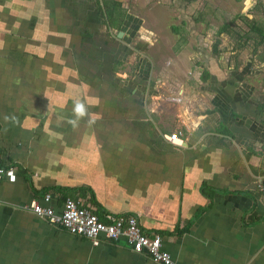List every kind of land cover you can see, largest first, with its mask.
I'll use <instances>...</instances> for the list:
<instances>
[{
  "label": "crops",
  "instance_id": "crops-1",
  "mask_svg": "<svg viewBox=\"0 0 264 264\" xmlns=\"http://www.w3.org/2000/svg\"><path fill=\"white\" fill-rule=\"evenodd\" d=\"M104 1L120 3L118 29L100 15ZM151 1L0 0V165L16 176L0 181V264H155L123 239L92 247L37 218L28 204L51 187L134 216L176 264H264V220L247 225L264 218V87L229 81L211 60L209 78L190 85L184 65L167 70L163 49L146 43L167 25ZM150 6L157 33L143 23ZM190 20L169 29L210 42L214 23ZM74 100L88 111L75 125ZM173 132L181 148L162 141ZM203 185L246 195L213 194L207 208Z\"/></svg>",
  "mask_w": 264,
  "mask_h": 264
},
{
  "label": "rangeland",
  "instance_id": "rangeland-1",
  "mask_svg": "<svg viewBox=\"0 0 264 264\" xmlns=\"http://www.w3.org/2000/svg\"><path fill=\"white\" fill-rule=\"evenodd\" d=\"M151 2H154V0ZM159 3L157 5L159 6L158 10L160 7L162 9L165 8V24L167 25L160 28V37L162 39L160 37L159 39L154 38L151 35L148 39L152 38L155 40L147 41L146 43L147 45L151 44V49L154 46H159L163 49L164 59L168 63L166 64L167 70L172 69L176 64L184 65L191 70L186 72L183 77L185 79L184 82H188L190 85L194 81L201 80L203 72L206 71L202 65H207L211 60L212 62L214 61V65L217 68L225 71L229 81H253L264 87V43L256 47L255 38L257 37L251 34L250 38L246 40L245 33L248 27L244 25L243 21L240 22V20H243L242 17L245 18L246 16L248 19L257 21L264 29V0H191L187 3L183 2L182 8L175 4V0H160ZM130 5L138 7L141 3L136 0L133 5ZM177 7L180 8L179 11ZM146 11L148 12V17L145 16L143 23L152 25V29L157 33L156 24L153 25L149 19L151 13L155 11L152 6L148 7L145 13ZM177 13L179 14L178 18ZM192 17L197 19L203 17L205 21L209 22L208 25L214 23L212 28L214 32L210 33L209 37L210 42L207 43L200 40L201 38H192V36L190 38L185 26L181 24H179V27L183 28L182 33L178 32L179 34L176 36L172 34L169 25L177 23V19L184 20V22L186 20L191 21ZM234 17L238 18L232 23L231 21ZM225 24H228V32L219 33V28ZM208 25L201 24L197 26L203 37H205L203 32L208 28L206 27ZM235 33L240 38H237ZM194 39L197 40L195 41ZM214 43H216V47L213 49L212 45ZM201 45L205 49L203 53L199 50ZM179 51L183 53L184 59L175 57ZM152 59L154 60V58ZM164 59L161 64H163ZM154 61L157 60L155 59ZM236 77L242 78L239 80Z\"/></svg>",
  "mask_w": 264,
  "mask_h": 264
},
{
  "label": "built area",
  "instance_id": "built-area-1",
  "mask_svg": "<svg viewBox=\"0 0 264 264\" xmlns=\"http://www.w3.org/2000/svg\"><path fill=\"white\" fill-rule=\"evenodd\" d=\"M162 141L181 148L183 139L178 132L163 134ZM15 169L0 165V181H15ZM51 194H44L41 199H33L27 209L48 224L58 226L71 236L84 239L92 247L102 241L113 243L123 239L129 249L135 253H145L152 263L176 264L168 252L162 249L161 238L143 232L134 216H120L104 213L101 218L95 214V208L82 199L67 198L60 203H53Z\"/></svg>",
  "mask_w": 264,
  "mask_h": 264
},
{
  "label": "trees",
  "instance_id": "trees-1",
  "mask_svg": "<svg viewBox=\"0 0 264 264\" xmlns=\"http://www.w3.org/2000/svg\"><path fill=\"white\" fill-rule=\"evenodd\" d=\"M103 5H104V11H99L100 15L105 17L106 19L105 22L108 23L109 27L118 29L124 17V11L121 10L120 3L111 1V6L108 7L106 4V1H104ZM237 18L238 17H234L231 22L233 23ZM242 19H243V23L248 27V30L245 33L246 40L250 38V34L255 35L257 37L255 38L256 39L255 46L256 47L261 46L264 43V29L261 27L259 23H257L253 19L250 20L246 16L245 18L242 17ZM226 29H228V24L222 25L219 29V33H224ZM173 32H174V29H173ZM208 78H209V74L206 71L203 72L202 80H207ZM259 109H260V106H257V110ZM259 123L263 125L264 121L261 120L259 121ZM9 167H13V166H8L7 168ZM16 170L19 173L25 174L26 180L30 184V178H29L30 174L28 173V171L26 169L21 168L19 165H16ZM200 190H201V193L205 195V197H207V199L209 200V204L207 208L210 207V202H211L210 200L212 199L213 194H223V193L225 194L226 193V194L246 195L243 192H237V191H233V192L225 191L224 192L223 190H219L217 188H212V187H207L206 185H203V187L201 186ZM50 191H59L60 193H62L64 197L63 200L67 198L72 199V194L70 193H76V192L82 193V190L80 189L73 190V189H68V188H63V187H51V188L43 190L42 193L44 195V194H48V192ZM85 195L86 194L82 193V196H85ZM87 204L95 208L96 210L95 214L98 215V217L101 218L103 216L104 213L100 212L99 205L97 204V202H95L94 196L91 193H90L89 201ZM253 204H254V201H253ZM200 212L201 210L197 211L195 217L199 216L201 214ZM244 218H245V215L243 214L241 221L243 225H246L244 222ZM263 220L264 218L256 217L254 219H251V221L247 225H253Z\"/></svg>",
  "mask_w": 264,
  "mask_h": 264
},
{
  "label": "clouds",
  "instance_id": "clouds-1",
  "mask_svg": "<svg viewBox=\"0 0 264 264\" xmlns=\"http://www.w3.org/2000/svg\"><path fill=\"white\" fill-rule=\"evenodd\" d=\"M73 115L75 117L74 120H70L69 122L72 123V124H76L77 121H79L81 118L85 117L86 115H88V111H87V108L85 106V104L83 102H81L80 100H74L73 101ZM5 121H15V117H8V116H5L4 117Z\"/></svg>",
  "mask_w": 264,
  "mask_h": 264
},
{
  "label": "bare ground",
  "instance_id": "bare-ground-1",
  "mask_svg": "<svg viewBox=\"0 0 264 264\" xmlns=\"http://www.w3.org/2000/svg\"><path fill=\"white\" fill-rule=\"evenodd\" d=\"M83 199V198H82ZM100 218V217H99ZM84 240V239H83Z\"/></svg>",
  "mask_w": 264,
  "mask_h": 264
},
{
  "label": "flooded vegetation",
  "instance_id": "flooded-vegetation-1",
  "mask_svg": "<svg viewBox=\"0 0 264 264\" xmlns=\"http://www.w3.org/2000/svg\"><path fill=\"white\" fill-rule=\"evenodd\" d=\"M220 29V28H219Z\"/></svg>",
  "mask_w": 264,
  "mask_h": 264
}]
</instances>
